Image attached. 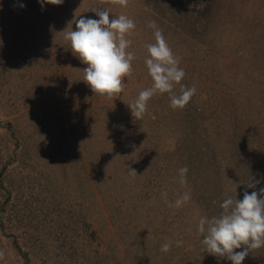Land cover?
I'll return each instance as SVG.
<instances>
[{"label": "rangeland", "instance_id": "obj_1", "mask_svg": "<svg viewBox=\"0 0 264 264\" xmlns=\"http://www.w3.org/2000/svg\"><path fill=\"white\" fill-rule=\"evenodd\" d=\"M93 7L136 23L114 100L94 95L64 40L80 15L98 19ZM150 20L197 91L176 110L157 93L136 120L128 104L153 83ZM261 187L264 0H0V264H232L201 251L199 218ZM184 192L189 202L168 206ZM242 264H264V247Z\"/></svg>", "mask_w": 264, "mask_h": 264}, {"label": "clouds", "instance_id": "obj_2", "mask_svg": "<svg viewBox=\"0 0 264 264\" xmlns=\"http://www.w3.org/2000/svg\"><path fill=\"white\" fill-rule=\"evenodd\" d=\"M43 10L45 4L62 5L64 0H38ZM111 4L127 7L129 0H110ZM25 5L20 4L23 8ZM92 12L98 19L79 16L75 19V30L63 31L64 40L69 42L73 55L84 65L83 81L94 95L115 99L124 91L123 79L132 75V62L136 58L127 49L132 44L128 37L136 28V23L127 15L110 16L107 8L93 7ZM111 17V18H110ZM154 30L155 42L145 47L148 55L144 63L151 77L152 85L141 90L132 104H128L133 118L141 120L147 112V104L155 94L167 93L173 110L183 109L195 95V86L188 88L181 82L186 72L181 68V58L176 56L168 45L162 30L154 20L148 22ZM180 86L177 95L175 87ZM136 175L135 170L129 171ZM187 166L178 169V182L187 184ZM261 181L250 177L246 187L256 189ZM165 198L167 193L162 194ZM191 199L188 192L177 194L174 202H167L169 207L180 208ZM221 212L210 219L200 217L197 231L203 235L201 241L203 253L221 260L227 259L232 264H242L250 251L264 247V187L247 190L243 199L229 196L220 204ZM191 231V229H189ZM176 247L183 245V240H176ZM173 242L161 245V251L168 253ZM241 249L240 251H236ZM5 259L4 250H0V260Z\"/></svg>", "mask_w": 264, "mask_h": 264}]
</instances>
